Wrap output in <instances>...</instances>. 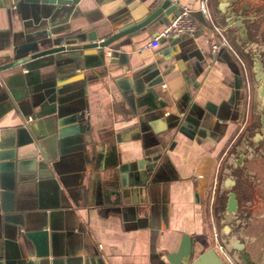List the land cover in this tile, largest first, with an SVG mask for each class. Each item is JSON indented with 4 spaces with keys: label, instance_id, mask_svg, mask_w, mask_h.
Wrapping results in <instances>:
<instances>
[{
    "label": "crops",
    "instance_id": "crops-1",
    "mask_svg": "<svg viewBox=\"0 0 264 264\" xmlns=\"http://www.w3.org/2000/svg\"><path fill=\"white\" fill-rule=\"evenodd\" d=\"M150 1L78 0L44 28L51 30V39L74 38L98 23L108 29L126 13L138 17ZM219 1L205 0L207 17L198 12L197 0H179L198 22L194 36L167 37L178 38L176 43L160 39L150 53L127 48V61L121 64L104 48L102 67L66 56L28 72L19 67L0 71V264H158L176 250L181 236L196 245L213 179L247 115L235 55L240 56L232 48L210 50L218 43L213 28L224 26L214 22L223 20ZM260 6L257 0L228 2L245 18H254ZM10 9V0H0V65L11 58L12 46L31 32L23 29L17 14H8ZM261 14L264 9L256 16L263 22ZM163 29L152 24L148 37ZM212 53L215 61H210ZM233 65L239 70L238 88ZM188 72L198 85V107L186 118L188 126L176 132L175 115L190 83ZM6 93L24 97L13 107ZM41 98L49 103L44 111L53 107L55 112L41 119L28 116L26 129L18 108L27 111L30 99L36 103ZM200 107L214 114L201 115ZM196 116H201L199 124L190 126ZM27 130L42 156L26 144ZM113 160L128 176L130 167L153 165L152 183L143 192V213L114 211L128 204L130 195L126 192L115 206L101 189ZM261 260L264 254L252 262Z\"/></svg>",
    "mask_w": 264,
    "mask_h": 264
},
{
    "label": "water",
    "instance_id": "water-1",
    "mask_svg": "<svg viewBox=\"0 0 264 264\" xmlns=\"http://www.w3.org/2000/svg\"><path fill=\"white\" fill-rule=\"evenodd\" d=\"M12 10L8 14L15 13L22 21L23 29H30V33L23 35V42L13 45L11 50V58L7 59L0 65V71L19 67L20 70L25 72L32 71L38 68L47 67L54 63L56 60H60L66 56L78 57L86 66H90V61H94L93 67H102L104 62L102 61V50L107 48L112 51L109 55L114 59L117 64L126 62L128 57L127 48L130 51L138 54L150 53V49L155 48L160 39H167L170 42L174 39L167 37H158L157 45L149 49L141 48L151 41L157 34L148 37V29L152 24H161L164 29L170 24L173 18L177 15L182 5H179V0H151L144 9V13L138 15V17H132V14H123V19L120 21L110 22V28L104 29L105 24L98 23L93 28L83 34H78L74 38L61 39V38H50L52 35L51 30H46L44 25L50 26L54 22L53 18L59 13L68 10V7L75 5L78 0H10ZM126 0H124L125 2ZM197 0V6L199 5ZM229 0H220L217 9L223 15L224 26L220 29L224 36L229 37V41L232 46L237 50L239 55L242 57L244 64L247 69L248 79L250 84V115L251 117H257L260 122L264 119V56L261 52L264 51V42L253 43L254 50L256 47H262L259 53H256L252 57H248L245 51H241L238 47L242 46V42L250 43L247 39L250 30L246 28L244 16L238 15L228 7ZM190 9V8H189ZM191 10V9H190ZM201 14V12L198 10ZM191 15L195 17L191 10ZM264 20V14H261ZM133 18V20H132ZM250 19V18H249ZM203 21V19H200ZM27 21L28 23H23ZM32 26H35L32 29ZM99 33V35L96 34ZM186 36V35H184ZM178 37V36H176ZM145 38H148L145 40ZM64 40V41H63ZM68 40L73 43H68ZM178 38L172 43H176ZM138 44L136 47H131L133 44ZM230 44V45H231ZM256 46V47H255ZM123 48L122 51H118ZM91 56V57H87ZM215 55L212 53L210 61H215ZM96 61V62H95ZM153 65H150L154 68ZM226 65H230L229 63ZM234 76L238 79L236 88L241 84L239 70L233 65ZM158 69V68H157ZM190 73L189 84L186 87V91L181 98L179 104L182 107H178L175 115L176 119V132H180L179 129L187 127L188 122L186 118H189L193 112L195 113L196 107H198V101L196 94L198 91V85L193 81L194 73ZM94 76L95 74L92 73ZM193 76V77H192ZM92 78H87L90 80ZM184 79V78H183ZM1 83V82H0ZM24 95L5 94V98L9 100L12 106H15V102L22 100ZM32 98V97H31ZM46 99L41 98L38 102L34 103L30 99V105H28L27 111H23L22 106L18 105L22 117L24 118V126L26 129L28 125L27 121H30L28 116L33 118L41 119L48 115L53 114V107L44 111V107L48 106ZM13 106V107H14ZM17 106V107H18ZM242 106V101H239V112ZM16 107V108H17ZM177 107V106H176ZM47 108V107H46ZM201 108V107H200ZM22 109V110H21ZM198 109V108H197ZM26 110V109H24ZM199 110V109H198ZM201 115L204 112H208L213 115L214 113L205 107H202ZM167 114V113H166ZM240 114V113H239ZM195 115V114H194ZM239 116V115H238ZM56 118L59 116L56 115ZM201 116H196L195 121L190 124L193 127L199 124ZM26 118V119H25ZM192 128V127H191ZM28 133V130L26 131ZM194 133V132H193ZM191 135H189L190 137ZM29 139L26 140V144H33L36 151L42 156V152L37 142L33 141V137L28 133ZM36 140V138L34 137ZM232 153V150L229 154ZM228 154V156H229ZM228 158V157H227ZM226 160L228 161V159ZM153 162V161H152ZM152 164V163H151ZM240 166V165H239ZM153 165H144L142 169H136V167H130L131 175L128 176L127 171H121L118 169L116 160H113L109 165L107 178L102 183L101 189H104L107 196L112 197V202L115 206H118L122 201L125 200L124 194L127 192L130 196V200L121 207H115L113 210L116 212L121 211L129 215L130 213H136L139 211L143 213L144 203L146 201L145 194L148 184L152 183L150 176ZM118 174V176H117ZM218 176L222 177L218 180ZM118 177V178H117ZM118 180V181H117ZM217 180L216 184V199L220 201L222 195L224 201L217 204L216 210L213 208V214L219 217V221L216 222L217 236L219 242L223 245L224 249L232 256L236 264H244L248 259L247 252L242 250V243L238 241L237 235L232 233L230 230V221L234 218V212L236 211L237 200L235 199L234 192L231 188L235 186L236 181L232 176L231 171L228 168H219L218 173L215 177ZM218 208V209H217ZM218 210V211H217ZM219 212V213H217ZM204 225V224H203ZM221 225L223 228H221ZM262 240V239H261ZM263 240L258 242L261 246ZM194 246L191 243L189 237L183 235L180 238L179 244L176 250L168 252L162 256L163 259H159L158 264H223L219 259L218 255L212 250L209 236L206 232L205 226L199 237L198 241L195 242ZM250 261V260H249ZM261 264H264V260H261Z\"/></svg>",
    "mask_w": 264,
    "mask_h": 264
},
{
    "label": "flooded vegetation",
    "instance_id": "flooded-vegetation-1",
    "mask_svg": "<svg viewBox=\"0 0 264 264\" xmlns=\"http://www.w3.org/2000/svg\"><path fill=\"white\" fill-rule=\"evenodd\" d=\"M254 18L246 17V19H244L246 28L250 30V33H248L247 36L250 43L242 42V46L238 47L239 50L245 51V54L249 58L256 53H259L260 49H262L261 46L259 47L260 49L255 46L256 48L254 50L252 41H254L253 43L255 44L264 42V35L262 36L258 31L259 25H256L255 28H251L247 25V22L248 24L253 22L255 20ZM261 55L264 56V51L261 52ZM262 65L264 66V61L262 62ZM231 150L232 153L229 154ZM224 156H226L224 162L219 168H228V170L232 169L233 172L240 170V166L246 165L251 168L255 164H264V119L263 122H260L257 117H251L250 109L247 110L245 124L235 135L233 142L229 148L226 149V154ZM218 202L219 201L215 199L214 211L216 210L215 206ZM251 213V211H241L238 209V206H236L234 219L231 220L229 224L231 232L237 235L236 237H238V241L243 245L242 250L247 252L249 256L248 259L251 260L244 264H256L254 263L255 261L252 262V260L262 258L264 254V242L262 246L258 244V242L262 240L264 241V211H261L258 215H252L253 213ZM214 219L217 222L220 218L214 215ZM221 228H223L222 225ZM231 258L233 257L231 256Z\"/></svg>",
    "mask_w": 264,
    "mask_h": 264
},
{
    "label": "rangeland",
    "instance_id": "rangeland-1",
    "mask_svg": "<svg viewBox=\"0 0 264 264\" xmlns=\"http://www.w3.org/2000/svg\"><path fill=\"white\" fill-rule=\"evenodd\" d=\"M257 1L261 5L260 6L261 10H263L264 9V0H257ZM261 10L256 11L257 13L255 12L256 13L255 18ZM251 11L252 10L249 7L246 10V12H248V13H251ZM214 22L219 26L221 24L224 25L222 17H217V19H214ZM256 25H259L258 26L259 34H262V36H263L264 35V21L261 22L260 18L258 17L253 22L249 23V27H251V28H255ZM219 29H221V27H219ZM224 38L226 39L228 45L232 48V50L239 55L237 50L230 43L229 37L224 36ZM224 49L228 50L227 47H224ZM240 58L243 62V59L241 56H240ZM237 65H238L240 72H241V67L238 64V62H237ZM240 75H241V73H240ZM242 83L244 85L243 79H242ZM249 94H251V92ZM249 104H250V101H249ZM225 157L226 156H224L222 158L220 165L223 164ZM214 163L215 162H212L213 165H214ZM240 167H241V168H239L240 170H237L236 172L235 171L233 172L232 169L230 170L232 176L235 178V181H236V184L234 187L231 188V191L234 192V194H235V199L237 200L238 209H240L241 211H246V212L251 211L253 213V214L251 213L252 215H258V214H260L261 211H264V164H255L251 168L246 166V165L240 166ZM221 178L222 177L218 176V180H220ZM216 186H217V184L214 183L213 193H211V191H210V194H209V199L212 198V202L210 204L211 209H212V207L214 208V202L216 199L215 198ZM221 200L224 201L223 195H222L219 203L221 202ZM208 205H209V203L203 208V222H204V226H205L206 232L209 236L210 244H211V236H210L211 225L214 227V230L217 231V227H216L217 224L215 223L216 221L214 219L213 209L211 211V215H209L208 210L210 209V207H208ZM233 219L234 218H232L231 220H233ZM216 253L220 257L222 262L224 264H226L224 258L221 256V254L218 251H216Z\"/></svg>",
    "mask_w": 264,
    "mask_h": 264
},
{
    "label": "built area",
    "instance_id": "built-area-1",
    "mask_svg": "<svg viewBox=\"0 0 264 264\" xmlns=\"http://www.w3.org/2000/svg\"><path fill=\"white\" fill-rule=\"evenodd\" d=\"M174 1H176V0H174ZM198 10L201 12V14L206 15L208 17L207 9L205 6V0L199 1ZM197 29H198V22L191 15V10L189 9V7L187 5H183L180 7L179 12L173 18V20L170 22V24L165 29H163L160 33H158L155 37H153L150 42L145 44L141 48V50L149 49L151 47H155L157 45L158 37H160V36L168 37V36L186 35L187 37H193L195 32L197 31ZM213 29L217 33L218 43L212 44L210 46V50L212 52H215L219 47H227L229 50H231V47L228 45V43H227L226 39L224 38V35L222 34V32L220 30H218L216 27H214ZM235 57H236L239 65H240L241 71H242V79L244 81V103H245L244 109L246 112L248 110L249 100H250L248 73H247L246 67L243 64L242 60L239 57H237L236 55H235ZM213 180L214 181L212 183L211 193H213V185L215 183V177ZM211 202H212V198L209 199V205H208V207H210V209L208 210L209 215H211V206H210ZM210 236H211V248H212V250L215 253H216V251H218L221 254V256L224 258L226 264H236L234 262V260L231 258V256L228 254V252L224 249L223 245L219 242L218 236H217V231L214 230V227L212 225H211ZM219 259H220V257H219Z\"/></svg>",
    "mask_w": 264,
    "mask_h": 264
}]
</instances>
